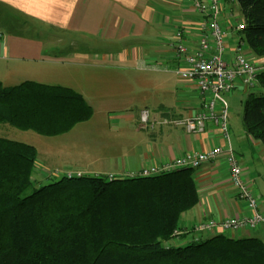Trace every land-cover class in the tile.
I'll list each match as a JSON object with an SVG mask.
<instances>
[{"label": "crops", "instance_id": "0c3cea01", "mask_svg": "<svg viewBox=\"0 0 264 264\" xmlns=\"http://www.w3.org/2000/svg\"><path fill=\"white\" fill-rule=\"evenodd\" d=\"M195 1L198 0H0V82L5 87L36 81L75 89L80 72H83L82 78L86 81L92 77L88 74L90 70L99 74L100 70L110 68L132 69L145 61L152 62V59L156 63L161 62L164 70H170V60L174 58L178 62L175 55L177 30L186 32L185 42L190 49L198 45L195 28L206 20V16L196 8ZM222 2L224 9L219 20L228 33L227 56L231 62L241 42L236 26L244 24V20L238 0ZM50 34L73 38L70 42L61 39L54 42ZM245 52L254 58L251 51ZM176 61L173 62L175 66ZM182 80L169 92L173 97L171 102L145 107L151 112L150 119L156 123L153 129L141 126L142 130L137 132L133 125L138 121L141 123L140 111L145 108L137 114L131 111V107L119 111L112 109L105 131L113 128L120 130L127 121L133 125L134 133L91 136L92 144L88 149L105 154L99 157L105 164L100 170L103 169L107 176L128 178V175L139 173L143 168L152 165L163 167L190 152L202 153L215 146L227 150L231 146L264 214V146L248 135L244 113L229 111V140H225L221 130L211 123L201 134L188 133L182 127L164 123L165 118H188L200 111L201 97L196 84L189 79ZM241 91L248 92L245 89ZM236 96L233 93L227 95L229 110L231 103L235 105ZM84 125L79 124L73 131L64 134L62 138H65L58 143L57 150L51 151L54 155L52 159L40 162L35 177L37 182H49L52 178L48 174L56 169L89 175L88 166L78 165L83 155L77 153L80 145L76 146L80 143L84 145L86 137L80 141V137L73 136ZM8 130L3 129V132ZM63 156H66L62 159L66 162H62L67 166L65 169L57 162ZM194 174L200 200L196 207L183 214L180 230L192 229L210 220L218 222L250 216V211L238 196V190L232 185L226 154L213 163H204L201 168L195 169ZM96 175L103 176V172L97 171ZM219 234L239 240L259 238L264 241L262 227L231 232L222 229L200 234L188 232L172 240L171 244L181 247L196 238L206 241Z\"/></svg>", "mask_w": 264, "mask_h": 264}, {"label": "trees", "instance_id": "16d2710c", "mask_svg": "<svg viewBox=\"0 0 264 264\" xmlns=\"http://www.w3.org/2000/svg\"><path fill=\"white\" fill-rule=\"evenodd\" d=\"M238 2L245 26L239 39L255 60L264 61V0ZM93 115L74 88L0 82V125L62 137ZM243 115L248 135L264 146V72L244 100ZM37 158L33 145L0 136V264H264L259 238L219 234L171 244L183 214L200 200L193 168L39 183Z\"/></svg>", "mask_w": 264, "mask_h": 264}, {"label": "built area", "instance_id": "2783aa9c", "mask_svg": "<svg viewBox=\"0 0 264 264\" xmlns=\"http://www.w3.org/2000/svg\"><path fill=\"white\" fill-rule=\"evenodd\" d=\"M223 0L195 1L196 8L206 16V20L196 25L198 45L190 49L186 44V32L176 31L175 55L180 66L177 75L181 79L193 81L200 91L201 108L193 117L164 119V123L173 124L185 129L188 133L201 134L206 131L208 123L219 128L225 140H229V103L226 95L237 91L238 87L249 91L255 89L259 75L264 72V61L250 58L245 52V46L240 42L236 48V56L230 62L228 60V33L222 27L219 16L224 9ZM233 1V0H232ZM237 1V0H234ZM242 31L245 26L240 23L236 26ZM151 112L148 109L141 110L140 119L146 129L155 128L156 123L150 119ZM223 154H226L227 164L230 165V178L232 185L238 190V196L250 211V216L243 218H230L225 221H206L195 225L192 229L176 230L174 237L177 239L185 233H204L222 229L226 232L243 229H260L264 227V214L260 211L258 198L246 181L243 167L239 164L236 153L230 147L225 150L221 146H215L202 153L190 152L177 158L174 162L163 167L155 165L141 169L139 173L128 175L129 178L153 177L171 173L178 169H198L204 163H213ZM84 173L68 170L64 176L78 178ZM117 176L110 175L109 180H115ZM199 241V238L194 239Z\"/></svg>", "mask_w": 264, "mask_h": 264}, {"label": "rangeland", "instance_id": "374dc122", "mask_svg": "<svg viewBox=\"0 0 264 264\" xmlns=\"http://www.w3.org/2000/svg\"><path fill=\"white\" fill-rule=\"evenodd\" d=\"M54 42L61 41L70 42L73 37H67L65 35H49ZM47 37V35H46ZM45 37V38H46ZM248 51V49L246 50ZM174 58L170 60L168 63L170 70H164L163 64L156 63V60L152 59V62H143L140 66L135 68H127L123 67L122 69L118 68H110V70L102 71L100 70L99 74H96L95 71L90 70L91 73L88 74L91 79L84 81L83 80V72H80V79L75 84V90L78 93L82 94V97L85 101L94 109V115L91 119V123H84L80 125L78 130L75 131L74 137H80V141H82L85 137L84 145L77 144L80 149L77 153H80L79 156L83 155L78 162L79 167L88 166L87 172L88 176H97V171H102L103 175H106L105 172L100 170L102 166L105 164L102 162V157L105 154L96 153L97 151H92L88 149V146L92 144L91 136H97L99 134H126L132 135L133 125L135 126V130L138 132L142 130L141 124L139 121L135 122L133 125L125 121V123L119 128H113V130L106 129V124L112 109L124 110L125 108L131 107L133 112H138L140 109L145 108L147 106H151L152 104H162L169 103L172 101L173 97L170 91L180 85L183 82L182 79L177 75V70L179 69L178 62L177 66L173 63ZM81 69V68H80ZM97 73L99 71H96ZM98 75V78H95ZM241 90L243 88L237 89V91L232 92L236 94L235 105L231 103L230 112L238 113L241 111L244 113V101L250 92L255 89H249L248 92L242 93ZM228 95V94H227ZM226 95V97H227ZM230 107V106H229ZM129 108V109H131ZM235 108V110H234ZM148 109V108H145ZM149 110V109H148ZM141 113V111H140ZM137 114V113H136ZM121 115V114H120ZM243 115V114H242ZM119 119V118H118ZM83 127V128H82ZM9 129L7 133L3 132V129ZM141 128V129H140ZM147 132V131H145ZM0 136L8 138L10 140H15L23 143H28L30 145L35 146L39 150V156L37 158L36 169L34 172L35 177L37 176V171H39L40 162H43L47 159H52L54 156L51 151L57 150L56 147L58 143H61L65 137H42L40 135L35 134L31 131H19L14 127L8 126L7 124L0 125ZM87 143V144H86ZM54 149H53V148ZM83 149V150H82ZM49 150V151H48ZM48 152H51L48 154ZM95 155L94 158L91 155ZM101 157V158H99ZM62 159H66V156H63L61 160H57L60 162L61 166H64L66 162L62 161ZM64 162V163H62ZM44 163V162H43ZM71 163V162H69ZM106 166L109 167L107 160ZM64 166L63 169H65ZM69 167V166H68ZM55 168V167H53ZM68 170H59L56 169L52 172V174H48L51 182L57 181L62 177H65L64 174ZM73 171V170H70ZM48 173V172H47ZM87 173V174H88ZM85 175V173H84ZM53 176V177H52ZM100 176V175H99ZM110 176V175H109ZM108 176V178H109ZM46 177V176H44ZM127 178V177H125ZM43 183V182H42ZM50 183V182H46Z\"/></svg>", "mask_w": 264, "mask_h": 264}]
</instances>
